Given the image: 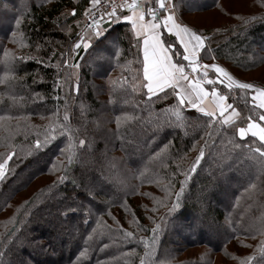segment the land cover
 <instances>
[{
  "label": "trees",
  "instance_id": "obj_1",
  "mask_svg": "<svg viewBox=\"0 0 264 264\" xmlns=\"http://www.w3.org/2000/svg\"><path fill=\"white\" fill-rule=\"evenodd\" d=\"M188 2L173 8L207 38L199 58L237 78L264 64V0H239L237 12L223 0ZM91 3L0 0V264H264V156L255 152L264 142L237 133L263 112L248 91L222 85L239 113L230 124L181 105L172 89L147 97L140 42L124 21L74 51ZM208 10L225 21L183 19ZM161 41L181 59L173 36L162 30Z\"/></svg>",
  "mask_w": 264,
  "mask_h": 264
},
{
  "label": "snow or ice",
  "instance_id": "obj_2",
  "mask_svg": "<svg viewBox=\"0 0 264 264\" xmlns=\"http://www.w3.org/2000/svg\"><path fill=\"white\" fill-rule=\"evenodd\" d=\"M93 5L99 4L100 0H91ZM157 8L148 7L145 9L144 4L141 0H124V3L119 6H113V11L107 13L109 18L116 16L117 7L127 8L129 15H125L122 18L125 21H129L131 26L138 37L143 38V76L147 81L144 87L147 90L149 97L156 93L163 92L166 89H172L175 91V95L179 100L181 105H184L187 101V105L192 108H198V110L209 118H216V110H219L221 116L227 109L232 108V105L226 104V96L219 95L215 88L212 89L211 93L208 92L206 88L203 87L204 81L206 80L208 84H214L219 82L223 84L227 80V88L233 89L238 87L241 90L248 91L251 93V100L253 101V108L264 109V88H256L251 83H244L234 80L226 70L217 64H201L198 57L200 54L208 48L206 43L207 38L198 35L195 31L183 26L178 23L174 13L171 11L170 6L165 3V0H155ZM158 10H162L167 14L163 17L158 16ZM75 14V9H73V15ZM150 17L149 20H145V15ZM19 23V21H17ZM93 24L97 28V35H99V21L93 18ZM161 26L169 34H175L178 39L179 45L182 47L183 56L182 59L185 63L174 62L172 55L170 54V47H166L161 41L160 29ZM91 27V26H90ZM81 46L78 43L75 47L79 48ZM85 48L88 47L87 43H83ZM65 63H67L65 61ZM186 67L191 69L192 73H199L204 69H214L217 73L216 81L212 79H207V71L203 72L204 79L199 77H190L186 74ZM182 84H186L187 87H182ZM211 95L213 107L212 109H206L204 107V102ZM239 116V113L232 109L231 116L224 117L222 123L230 124L233 122V117ZM67 119V117H65ZM259 121L264 122V114L259 115ZM237 133L241 139L251 136L253 138H258L259 141L264 142V124L257 123L256 120L252 119L250 116L248 118V123L246 127H240L237 129ZM81 144L84 141H80ZM37 146H40V142H37ZM255 152H261V148H256ZM203 152L197 157L196 164L202 158ZM0 163V178L5 175V164ZM196 165H193L192 170H195ZM183 185H181L182 190ZM177 197V204L173 207L178 206V201L180 197V192L175 193ZM158 227L153 229V246L156 240V233ZM127 236H131L132 233H126ZM146 249L149 245L145 244ZM146 256L150 257L151 252L146 251ZM249 259H252L249 257ZM141 264H145L142 259Z\"/></svg>",
  "mask_w": 264,
  "mask_h": 264
},
{
  "label": "rangeland",
  "instance_id": "obj_3",
  "mask_svg": "<svg viewBox=\"0 0 264 264\" xmlns=\"http://www.w3.org/2000/svg\"><path fill=\"white\" fill-rule=\"evenodd\" d=\"M198 1H200V0H189V4H195L196 2H198ZM252 1V4L254 5V3H253V0H251ZM223 4L225 5V7L229 10V11H231V12H237L238 10H242V8H243V4H241L240 5V3H238L239 2V0H223ZM142 3H143V1H142ZM165 3L167 4V5H169L170 6V9H171V11L174 13V16H175V18H176V20H177V22L178 23H180V24H182L183 26H186L187 28H189V29H191L192 31H194L192 28H190L189 26H187V24L186 23H184L182 20H181V18H179V16H178V14L176 13V11H175V8H173V4H174V0H165ZM154 4L155 5H147V6H145L144 5V7H145V9H147L148 7H152V8H157V5H156V3L154 2ZM250 3H248L247 5H249ZM177 10V9H176ZM85 11V10H84ZM84 11H83V14H84ZM161 11V12H160ZM178 12V11H177ZM212 12H215V13H212ZM130 13H124V14H119V12L117 13L116 12V16L115 17H112V18H109V16H107V17H105L101 22H100V24H99V35H97L96 33H97V28H93L92 30H90V31H88V30H85L84 29V25H85V20H84V17L82 18V16H81V26L79 27V29H78V35H79V33H80V31L82 30V33L80 34V37L78 38V40H77V42L75 43V45H74V47L78 44V43H80L81 44V46L79 47V48H81L82 50H85V49H87L91 44H92V42L94 41V40H96L97 38H100L101 36H103L106 32H107V30H109L112 26H114L116 23H120L121 21H124V22H127L128 24H129V28H131L130 29V31H131V33H132V35H133V37L134 38H136L137 40H138V42H140V47H139V49H140V52L142 53L141 54V58H142V61H141V69H142V73H143V51H142V49H143V38L142 37H138L137 35H136V33L134 32V30H133V28H132V26H131V23L129 22V21H125L122 17L123 16H125V15H129ZM167 13L166 12H164V11H162V10H158V16H160V17H163L164 15H166ZM180 17H182V16H180ZM212 17H214V18H212ZM183 18V17H182ZM150 19V17L146 14L145 15V20L147 21V20H149ZM186 22H189V23H191V24H193V25H204V26H206V24H208L209 23V21L210 20H213V22L215 23V24H220L221 22H224L225 21V18L224 17H222L220 14H218L215 10H208V11H204V12H200V13H194V14H185L184 15V18H183ZM166 31V30H164L163 29V27L161 26V29H160V36H161V31ZM167 32V31H166ZM196 32V31H195ZM197 33V32H196ZM167 34H169V33H167ZM198 34V33H197ZM169 35H171V36H173L174 37V39H175V41H177V43L179 44V42H178V39H177V37L175 36V34L173 33V34H169ZM198 35H200V34H198ZM205 37V36H204ZM83 43H87L88 44V47L87 48H85L84 46H83ZM206 43H207V40H206ZM110 44V43H109ZM263 45H264V43H263ZM174 46V45H173ZM174 48V50H175V47H173ZM75 50H77V48L75 47V49H74V51ZM172 47H170V54L172 55V57H173V60H174V62H177V63H185L186 64V62H184L183 61V59H182V56H183V50H182V47L179 45V49L178 50H176L177 51V53H179L180 55H182L181 56V59L180 60H177V58H176V52H174V53H171L172 51ZM74 54V53H73ZM198 59H199V62L201 63V64H207V65H211V64H217V65H220L219 63H217L216 62V60L215 59H213V57H211L210 58V60L209 59H201V58H199L198 57ZM213 60V61H212ZM73 69H76V63H73V64H71L70 65ZM221 66V65H220ZM98 67V66H97ZM224 68V67H223ZM225 69V68H224ZM226 70V69H225ZM185 71H186V74L187 75H189L190 77H199L200 79H204V76H203V72L204 71H207V79H212V80H214V81H216V79H217V73L215 72V70L214 69H211V68H208V69H204V70H202V71H200L199 73H192L191 72V69L190 68H188V67H186V69H185ZM236 71V73L238 74V76L239 77H241L240 79H239V77L237 78V77H235V76H233L231 73H229L227 70H226V72L234 79V80H236V81H239V82H244V83H251V84H253L256 88H264V87H262V86H259V85H256V84H254V83H252V81L253 80H251V82H250V80H246V79H253V78H257V79H263L264 80V64H261V66H259L257 69H254V70H252V71H249V72H247V73H242V72H240V71H238V70H235ZM95 79H97V78H95ZM100 82H101V78H100ZM141 82H142V84H141ZM146 80H145V78H144V76H141V80L139 81V85H140V89H144V91H145V93H146V96L147 97H149L148 96V94H147V90H146V88L144 87V85L146 84ZM218 85H222V86H224L226 89H228L227 88V80H225V82L223 83V84H221V83H219V82H216V83H214V84H208L207 83V81L205 80L204 81V84H203V87L204 88H206L207 90H208V92L209 93H211V91H212V89L213 88H215L216 89V91H217V93L219 94V95H224V96H226V98H227V95L225 94V93H221L220 91H219V87H218ZM182 87H187V85L186 84H182ZM234 88H238V87H234ZM229 90V89H228ZM175 92V91H174ZM249 95H250V98H251V93H249ZM186 104H187V101L185 102ZM225 103L226 104H230V105H232L229 101H228V99H226V101H225ZM251 104L253 105V101L251 100ZM188 106V105H187ZM189 108H192V107H190V106H188ZM204 107L206 108V109H212V107H213V102H212V97H211V95H209V97L206 99V101L204 102ZM258 108V107H257ZM192 109H194V110H196V111H198V112H200L199 110H198V108H192ZM232 109H235L234 107H232V108H229V109H227L226 111H225V113H224V116H221L220 115V113H219V110L217 109L216 110V117H220L222 120L224 119V117H227V116H231V114H232ZM262 112H263V114H264V109H260ZM201 113V112H200ZM203 114V113H202ZM236 117H233V120L235 119ZM256 122L257 123H261V124H264V122H261V121H259V116H258V119H256ZM247 126V125H246ZM245 126V127H246ZM247 172H245V171H240L238 174H236V176H237V179H238V182L239 181H241V178H243V177H245L247 174H246ZM42 182H44V180H36V181H32L31 183H30V185L23 191V192H21L20 193V195H27V194H30L35 188H37L38 187V185L39 184H41ZM228 192V191H227ZM20 197V196H19ZM45 213V212H44ZM48 214H49V212H48ZM196 224V223H195ZM172 238L173 239H176L177 238V236L176 235H172ZM232 247H231V251L232 252H234L233 254L234 255H236L237 256V254H238V252L239 251H242L241 250V247H239V246H237V245H231ZM195 251V248H188L186 251H185V253H182V254H187V253H193ZM181 254V255H182ZM219 258H221V256H219ZM228 261H226V263L227 264H229L230 262H233L232 261V259H227ZM29 262L31 263V262H33V261H31V260H29ZM33 264H34V262H33Z\"/></svg>",
  "mask_w": 264,
  "mask_h": 264
},
{
  "label": "built area",
  "instance_id": "obj_4",
  "mask_svg": "<svg viewBox=\"0 0 264 264\" xmlns=\"http://www.w3.org/2000/svg\"><path fill=\"white\" fill-rule=\"evenodd\" d=\"M123 3L124 0H100L97 5H93L91 3L85 8L83 14L85 20L84 29L90 31L95 28L96 26L93 24V18L97 21H101L105 16H107V13H111L113 11V6H119Z\"/></svg>",
  "mask_w": 264,
  "mask_h": 264
},
{
  "label": "crops",
  "instance_id": "obj_5",
  "mask_svg": "<svg viewBox=\"0 0 264 264\" xmlns=\"http://www.w3.org/2000/svg\"><path fill=\"white\" fill-rule=\"evenodd\" d=\"M143 3H144V2H143ZM122 10H123V9H122ZM160 12H161V11H160ZM125 13H129V11H128V9H127V8L125 9Z\"/></svg>",
  "mask_w": 264,
  "mask_h": 264
}]
</instances>
